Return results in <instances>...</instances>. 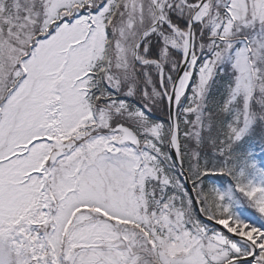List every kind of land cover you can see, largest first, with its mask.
<instances>
[{
    "label": "snow or ice",
    "instance_id": "snow-or-ice-1",
    "mask_svg": "<svg viewBox=\"0 0 264 264\" xmlns=\"http://www.w3.org/2000/svg\"><path fill=\"white\" fill-rule=\"evenodd\" d=\"M0 264H264V0H0Z\"/></svg>",
    "mask_w": 264,
    "mask_h": 264
},
{
    "label": "trees",
    "instance_id": "trees-1",
    "mask_svg": "<svg viewBox=\"0 0 264 264\" xmlns=\"http://www.w3.org/2000/svg\"><path fill=\"white\" fill-rule=\"evenodd\" d=\"M157 117L156 118H160V119H164L165 118V113L163 112V114H161L160 112L157 113Z\"/></svg>",
    "mask_w": 264,
    "mask_h": 264
},
{
    "label": "rangeland",
    "instance_id": "rangeland-1",
    "mask_svg": "<svg viewBox=\"0 0 264 264\" xmlns=\"http://www.w3.org/2000/svg\"><path fill=\"white\" fill-rule=\"evenodd\" d=\"M158 112H160V111H157V112L154 114V116H153L154 119L158 116V115H157ZM160 113L163 114V112H160Z\"/></svg>",
    "mask_w": 264,
    "mask_h": 264
}]
</instances>
